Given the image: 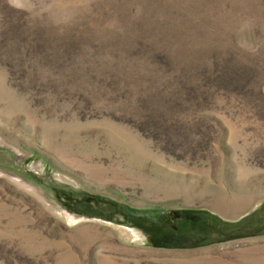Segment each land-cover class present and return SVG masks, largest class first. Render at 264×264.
I'll return each mask as SVG.
<instances>
[{
  "label": "rangeland",
  "instance_id": "rangeland-1",
  "mask_svg": "<svg viewBox=\"0 0 264 264\" xmlns=\"http://www.w3.org/2000/svg\"><path fill=\"white\" fill-rule=\"evenodd\" d=\"M0 264H264V0H0Z\"/></svg>",
  "mask_w": 264,
  "mask_h": 264
},
{
  "label": "flooded vegetation",
  "instance_id": "flooded-vegetation-1",
  "mask_svg": "<svg viewBox=\"0 0 264 264\" xmlns=\"http://www.w3.org/2000/svg\"><path fill=\"white\" fill-rule=\"evenodd\" d=\"M169 218H171L170 220L174 221V220H181L183 218H186L185 216H183L181 213L176 212L175 214H172L169 216ZM172 228L175 230L174 233H167V234H163L161 236V241L163 243H167V244H171L175 243L177 241V238H180V235L177 234V227H173ZM183 239V237H182Z\"/></svg>",
  "mask_w": 264,
  "mask_h": 264
},
{
  "label": "trees",
  "instance_id": "trees-1",
  "mask_svg": "<svg viewBox=\"0 0 264 264\" xmlns=\"http://www.w3.org/2000/svg\"><path fill=\"white\" fill-rule=\"evenodd\" d=\"M87 199V198H86ZM94 199V201L96 200V203L98 204L99 202H101V203H103V204H105V203H108V202H106V201H104V200H102V199H99V198H93ZM85 200V199H84ZM82 201V203H84L85 201ZM81 203V202H80ZM195 223V222H194Z\"/></svg>",
  "mask_w": 264,
  "mask_h": 264
}]
</instances>
